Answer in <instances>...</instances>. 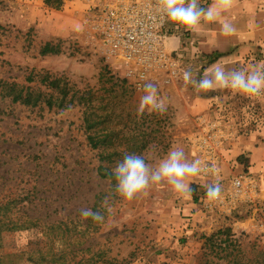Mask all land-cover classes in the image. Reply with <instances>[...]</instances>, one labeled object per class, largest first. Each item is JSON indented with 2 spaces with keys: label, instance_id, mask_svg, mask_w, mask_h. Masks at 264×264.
<instances>
[{
  "label": "rangeland",
  "instance_id": "rangeland-1",
  "mask_svg": "<svg viewBox=\"0 0 264 264\" xmlns=\"http://www.w3.org/2000/svg\"><path fill=\"white\" fill-rule=\"evenodd\" d=\"M118 1L0 0V202H9L5 221L35 218L27 230L2 232L0 264H264V95L198 92L182 76L191 67L199 78L217 62L226 70L264 65V0H234L199 33L169 21L177 73L146 81L168 110L142 118L143 84L106 56L88 24L92 8ZM224 19L235 34L221 33ZM46 45L52 52L42 53ZM27 92L35 104L22 102ZM203 138L211 139L222 192L234 176L254 182L256 192L235 208L198 204L213 177L191 178L190 197L166 183L131 202L116 193L111 170L125 152L155 166L178 146L201 160ZM82 207L102 212L104 223L83 219Z\"/></svg>",
  "mask_w": 264,
  "mask_h": 264
},
{
  "label": "clouds",
  "instance_id": "clouds-1",
  "mask_svg": "<svg viewBox=\"0 0 264 264\" xmlns=\"http://www.w3.org/2000/svg\"><path fill=\"white\" fill-rule=\"evenodd\" d=\"M161 11L167 19L184 30L199 33L201 22H217L222 13L231 9L234 0H212L205 8L200 0H159ZM221 33L225 36L236 33V28L228 20H220ZM179 30V28L177 29ZM185 85H191L198 92H210L228 89L249 97L264 95V65L252 70L226 68L219 62L204 70L203 75L194 73L191 67L183 70ZM143 95L140 96L137 108L138 118L145 114L153 113L163 115L168 110V104L159 95L158 87L153 82H146L142 86ZM208 167L199 159L189 160L182 147H171L166 156L153 166L148 163L145 156L137 153L125 152L121 160L117 161L111 170V176L115 179V191L126 201L146 198L150 194L153 185L166 183L172 190L182 196H192L191 187L193 177H197ZM216 172L214 167L211 168ZM206 197L209 202H218L221 199L222 186L215 181L205 186ZM105 211L112 214L114 209L105 197L102 202ZM79 215L87 220L104 223L105 216L100 211H94L90 207H82L77 210Z\"/></svg>",
  "mask_w": 264,
  "mask_h": 264
},
{
  "label": "built area",
  "instance_id": "built-area-1",
  "mask_svg": "<svg viewBox=\"0 0 264 264\" xmlns=\"http://www.w3.org/2000/svg\"><path fill=\"white\" fill-rule=\"evenodd\" d=\"M91 11L88 24L106 56L121 62L126 67V75L134 78L139 88L152 75H176V63L167 51L171 36L169 20L161 11L159 0H121ZM202 144L206 147L200 161L208 170L199 176L218 181L217 172L211 171L218 166L215 153L211 152V139L203 138ZM253 183L251 177L234 176L230 188L222 192L218 202H209L203 189L198 195V204L206 212L229 211L246 194L256 192Z\"/></svg>",
  "mask_w": 264,
  "mask_h": 264
},
{
  "label": "trees",
  "instance_id": "trees-1",
  "mask_svg": "<svg viewBox=\"0 0 264 264\" xmlns=\"http://www.w3.org/2000/svg\"><path fill=\"white\" fill-rule=\"evenodd\" d=\"M52 49L53 48H49V46L46 45L44 47V50L42 51V53L52 52ZM21 97H22V94H21L20 91L17 92V93L15 92V94H13L12 100L13 101H17ZM24 99L25 100H23L22 102L25 103V104H29L32 101H33L32 103H34V104L36 103L35 102L36 101L35 100L36 98H34V100H32V93L31 92H27L25 94V98ZM57 101H59V104L58 105L59 106H62V104H63V98H61L60 100L56 99L54 101V103H56ZM45 102L48 105H51L53 103L51 97H49ZM99 168H102V167H99ZM108 172H110V171H108ZM99 175L101 177H104L105 178V177H107L108 174H103V173L100 172ZM8 207H9V202H7V203L0 202V238H1L2 232H12V231H17V230H27L31 226H34L35 225L34 222H33V220H35V218L34 219L27 218L25 221L21 222L20 224H18V221L19 220H17V222H14L13 220L9 219V217H7L6 218V221H5L3 218H5L6 215H7V213L9 212V208ZM219 234H220V232H218L216 235L212 236V238L207 239V242H211L212 243L213 237H217ZM72 249H74V248L72 247ZM79 263L80 262H78V264ZM104 263L105 264H112V262H110L108 260H105Z\"/></svg>",
  "mask_w": 264,
  "mask_h": 264
}]
</instances>
